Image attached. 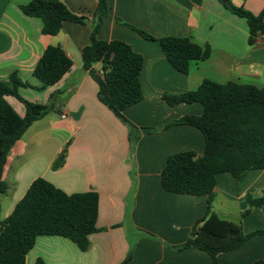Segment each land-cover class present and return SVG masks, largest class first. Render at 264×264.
Here are the masks:
<instances>
[{
    "label": "crops",
    "instance_id": "1",
    "mask_svg": "<svg viewBox=\"0 0 264 264\" xmlns=\"http://www.w3.org/2000/svg\"><path fill=\"white\" fill-rule=\"evenodd\" d=\"M31 1L0 0V80L17 73L32 86L21 88V96L38 104L53 102L54 110L15 144L4 180L8 192L19 200L38 178L69 195L97 192V227L103 230L90 236L91 248L84 253L65 238L39 237L26 264H35L38 258L46 264H121L129 254L130 264H213L203 251L173 248L184 244L205 216L207 196L170 193L161 181L169 156L192 151L202 157L205 150L204 136L197 128H162L185 116H199L204 108L200 103L170 106L163 95L194 91L204 80L264 89V36L250 44L247 20L227 11L218 0H107L108 16L97 38L125 42L144 60L140 74L144 98L124 116L139 129L158 130L142 134L133 144L128 127L99 101L98 85L83 69L82 51L90 44L99 0H62L86 23L66 22L55 36L44 35L42 20L20 10ZM231 1L254 15L264 9V0ZM133 28L155 39L189 36L202 47L210 45L211 57L191 62L189 73L182 74L157 41L144 39ZM49 46H60L73 66L57 84L39 90L42 83L34 70ZM6 100L25 117L21 102L11 96ZM61 155L64 166L53 171L52 164ZM263 195L264 169L250 171L241 182L222 173L217 176L213 211L223 220L240 224L246 234L261 230L264 206L252 208L246 216L243 212L249 209V197ZM259 260L264 261V236L218 256L220 264Z\"/></svg>",
    "mask_w": 264,
    "mask_h": 264
},
{
    "label": "trees",
    "instance_id": "2",
    "mask_svg": "<svg viewBox=\"0 0 264 264\" xmlns=\"http://www.w3.org/2000/svg\"><path fill=\"white\" fill-rule=\"evenodd\" d=\"M230 13L247 20L253 44L259 35L264 36V9L254 15L231 0H218ZM26 16L43 22V34L55 36L66 22L85 24L86 19L72 14L62 0H32L20 6ZM108 16L107 0H99L90 44L82 51L83 69L98 85V99L129 129L130 141L136 143L142 134L157 129H139L128 121L124 112L144 98L140 74L144 60L122 41H102L97 38ZM129 26V25H127ZM131 27V26H129ZM132 28V27H131ZM144 39L157 41L170 64L182 74H188L191 62L206 61L211 57L210 45L204 47L189 36L155 39L143 30L135 29ZM100 64V68H95ZM73 61L60 46L46 48L34 70L41 81L39 90L57 84L72 68ZM21 88H32L17 73L7 81L0 80V196L9 186L4 171L9 153L27 130L54 110L53 102L38 104L27 101L20 94ZM11 96L26 109L20 117L8 103ZM170 106L200 103L201 115L185 116L162 129L188 125L200 130L205 139L202 157L194 152H182L168 157L161 171L165 191L192 196H207L205 216L195 225L188 240L176 250L198 249L207 253L213 264H220L219 254L235 251L257 236H264V229L244 233L240 224L221 219L214 211L217 176L230 174L237 182L243 181L253 170L264 169V89L236 82L219 84L204 80L198 89L179 95L164 94ZM65 156L61 155L52 170L63 168ZM249 209L264 206L261 198H248ZM0 203V264H26L27 255L39 237L58 236L71 241L81 252L91 248L90 236L102 231L97 227L99 194L95 191L67 194L43 178L36 179L25 196L16 204L12 213L1 220ZM132 255L121 264H130ZM35 264H46L38 258ZM253 264H264L263 260Z\"/></svg>",
    "mask_w": 264,
    "mask_h": 264
},
{
    "label": "rangeland",
    "instance_id": "3",
    "mask_svg": "<svg viewBox=\"0 0 264 264\" xmlns=\"http://www.w3.org/2000/svg\"><path fill=\"white\" fill-rule=\"evenodd\" d=\"M46 131L44 130V133ZM47 133H45L46 135ZM65 152L66 150L63 149ZM9 181V179H7ZM19 197L15 195V193L7 192L5 195L0 196V203H1V220H5L12 212V210L15 208L16 204L19 202ZM10 212V213H9Z\"/></svg>",
    "mask_w": 264,
    "mask_h": 264
},
{
    "label": "built area",
    "instance_id": "4",
    "mask_svg": "<svg viewBox=\"0 0 264 264\" xmlns=\"http://www.w3.org/2000/svg\"><path fill=\"white\" fill-rule=\"evenodd\" d=\"M66 116L64 115L63 118H65Z\"/></svg>",
    "mask_w": 264,
    "mask_h": 264
}]
</instances>
